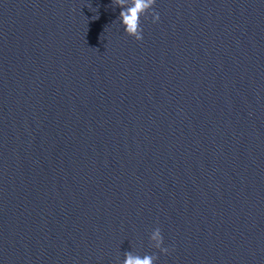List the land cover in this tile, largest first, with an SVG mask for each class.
Instances as JSON below:
<instances>
[{"label":"water","instance_id":"obj_1","mask_svg":"<svg viewBox=\"0 0 264 264\" xmlns=\"http://www.w3.org/2000/svg\"><path fill=\"white\" fill-rule=\"evenodd\" d=\"M120 11L0 0V264H264V0Z\"/></svg>","mask_w":264,"mask_h":264},{"label":"clouds","instance_id":"obj_2","mask_svg":"<svg viewBox=\"0 0 264 264\" xmlns=\"http://www.w3.org/2000/svg\"><path fill=\"white\" fill-rule=\"evenodd\" d=\"M156 4L157 0H114V5L121 9L118 21L129 37L137 41L144 39L142 19L146 18L149 13L152 16V23L160 21V14L155 11ZM150 241L156 249L168 254L169 249L164 247V236L160 228L157 227L151 232ZM157 260L156 255L141 256L130 251L124 254L122 264H156Z\"/></svg>","mask_w":264,"mask_h":264}]
</instances>
